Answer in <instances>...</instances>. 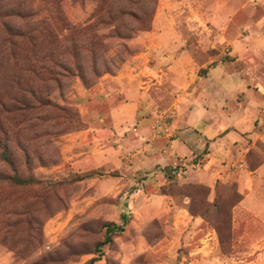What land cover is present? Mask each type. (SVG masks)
I'll return each instance as SVG.
<instances>
[{"label":"rangeland","instance_id":"obj_1","mask_svg":"<svg viewBox=\"0 0 264 264\" xmlns=\"http://www.w3.org/2000/svg\"><path fill=\"white\" fill-rule=\"evenodd\" d=\"M263 32L264 0H0V264H264V173L190 181V163L145 145L155 127L114 108L178 51L246 71L231 43ZM166 76L162 116L146 117L158 150L174 122ZM245 194L255 207L237 209Z\"/></svg>","mask_w":264,"mask_h":264},{"label":"crops","instance_id":"obj_2","mask_svg":"<svg viewBox=\"0 0 264 264\" xmlns=\"http://www.w3.org/2000/svg\"><path fill=\"white\" fill-rule=\"evenodd\" d=\"M246 37L250 39L251 36ZM251 39H237L231 43L237 60L246 63V71L232 72L223 61L209 66L197 61L191 51H178L175 57L165 58V64L169 66L167 71L162 63L159 64L158 70L162 73L158 77L154 78L148 68L140 72L146 78L141 79L137 95L114 107L115 112L131 108L138 113L142 132L155 127L153 133L156 135L145 145L150 147L152 154H160L166 163L176 159L190 163V181L213 187L225 177L243 173L252 180L255 175L264 173V32L259 37L253 35ZM153 49L154 46H149L148 52L144 53L147 60L152 56ZM208 49L207 45L199 44V54ZM186 59L198 71L203 69L206 72L185 77L182 62ZM169 71L176 76L175 82L167 84V88L173 90L168 103L174 118L169 133L172 138L165 142L164 149L158 150L156 138L161 125H149L151 118L146 117L149 113L162 116L159 109L166 94L165 86L169 81L166 75ZM140 73L130 74L129 90L132 91L136 84L134 79ZM140 105L142 109H139ZM251 152L262 160L255 168H248L247 165ZM196 166L200 167L199 170ZM253 207L248 194L236 206L241 210Z\"/></svg>","mask_w":264,"mask_h":264},{"label":"trees","instance_id":"obj_3","mask_svg":"<svg viewBox=\"0 0 264 264\" xmlns=\"http://www.w3.org/2000/svg\"><path fill=\"white\" fill-rule=\"evenodd\" d=\"M3 157H4L6 162L10 163V157L8 154V150L6 148H4V150H3ZM15 182L22 184V183H26L27 180H20V179L16 178ZM122 220H126V216H122ZM117 229H119V226H117L116 224H108L107 225L106 236H105L103 242L99 243L98 249H100V247H102L103 245H106V244H109L112 242V236L116 233Z\"/></svg>","mask_w":264,"mask_h":264}]
</instances>
